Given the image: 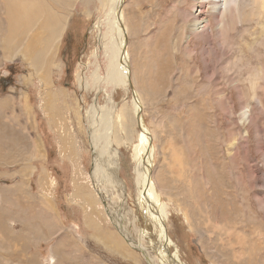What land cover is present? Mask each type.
Masks as SVG:
<instances>
[{"label": "rangeland", "instance_id": "obj_1", "mask_svg": "<svg viewBox=\"0 0 264 264\" xmlns=\"http://www.w3.org/2000/svg\"><path fill=\"white\" fill-rule=\"evenodd\" d=\"M11 2L0 0V264H161L151 244L158 229L137 202L134 93L154 153L152 182L167 205L170 253L182 264H264V16L228 19L222 34L215 20L203 41L188 43L189 17L200 13L189 0H125L118 11L133 91L92 84L96 0H42L28 32L14 27L23 13L7 9ZM39 52L47 83L32 70ZM105 115L108 160L119 159L96 193L92 139ZM77 187L95 190L87 196L97 202Z\"/></svg>", "mask_w": 264, "mask_h": 264}, {"label": "bare ground", "instance_id": "obj_2", "mask_svg": "<svg viewBox=\"0 0 264 264\" xmlns=\"http://www.w3.org/2000/svg\"><path fill=\"white\" fill-rule=\"evenodd\" d=\"M96 1L98 3L99 13H100V18L98 19V25H97L98 26V29H97L98 38L100 41V53L97 50L98 54H96L95 57L93 56L95 66H94L93 74L90 77L92 84L97 85L99 87L105 86L106 88H114V89L126 87L128 84L130 88L134 91L131 78L129 75L130 74L129 58L127 54V45L125 46L127 28H123L122 26V23H123L122 11L120 13V16L118 17L119 15L118 8L123 7L125 0H96ZM206 6L211 7L209 11L215 10L216 12L208 13L209 12L208 10L207 11L204 10L206 9L205 8ZM189 7H190V11L197 12L198 10L200 11V13L189 17L190 23H188L189 24L188 30H186L185 37H184L188 43L189 42L199 43V41H203V39H205V36L208 35L207 29H209V26L213 28L212 23L215 20L219 19L220 21V28L219 29L216 28L215 31L217 33L222 34L225 29L229 28L228 26L229 24L228 23H227L228 25L226 24V22H228L226 20L228 19L231 21H235V24H236L237 22L247 23V22L253 21L254 19H259L261 16H264V0H247L246 3H244V0H189ZM7 9H10L12 13H14V11L15 13H20V10H22L23 14L20 15V17H17L15 19V23L13 24L17 30L23 27L27 29V32H28V29L30 28L31 22H34V20H37V21L40 20L42 17L40 18L38 16L41 15V13L44 14V11H45V7H43L42 0H12L11 4L10 3L8 4ZM204 12L206 15H204ZM201 15H203L204 18L199 20L198 17ZM9 16L11 15L9 14ZM56 21L58 20L56 19ZM53 34L54 35H53L52 41L54 44L55 41L59 39V36L61 34L60 29H58L57 32L56 33L54 32ZM220 34H218V36ZM38 37L39 36L35 38L37 41L39 39ZM23 41L26 42L24 38H23ZM41 53L42 52H39L40 56H32L31 54V58L33 61L31 62L32 70H34V73H36L37 75H42L43 82L45 81V83H47L48 73L46 69H44L45 59L43 58V55ZM102 71H103V76L101 75ZM262 74L261 76L260 75L257 76L259 80H263ZM255 77H256V74H255ZM45 86L46 85H44V87ZM133 97H134L133 99L134 115H136L135 117L137 118V124L140 130V137H139V144H135L132 148L131 157L135 165L134 167L135 183H136L135 185H137L141 189V191L144 192L140 194L143 200L138 196L139 198H137V202L139 203L144 213L147 215V219L149 218V220H151L152 225L155 228H157L159 232V233L157 232L159 241L151 240V244L155 246V249H154L155 258H157V260H159L161 264H182L179 261V258L177 256V251L175 253H170V251L168 250V246H173L172 244L173 242L167 236L166 228L164 225L167 219H169L167 205L162 202L161 196L158 193L155 184H153L152 182L151 169H152L153 162H154V153H153V150L150 149L152 148L150 144V135L145 126L143 118L141 120L142 114L140 113V109L142 108H141L140 102H138L139 98L138 96L136 97L135 93L133 94ZM106 115L103 118H99L100 121L97 123H98V127L100 126L99 128L100 134L95 135V133H93L94 136L92 139L94 148H95L94 150L96 153L93 173H94V177L98 179V181H94V184L97 190L96 193L99 191L96 185L101 186L102 181L108 180L110 182L112 180V176L109 170L116 169V165L114 164L113 159H116L115 161L119 159L117 153L113 152L115 155V158L113 157V159L108 160V155L110 153L111 146L113 145L114 141H111L113 138L110 139V135L113 132L112 125H111V116H106ZM244 116H246L247 119L249 118L248 117L249 115H247L246 113L244 114ZM122 117L123 116L121 115L120 118L118 117L119 119L117 120L118 125L120 127L124 126ZM93 125H94V122H93ZM17 187L20 190H25V187L22 184L18 185ZM100 188L101 189L103 188L105 192L108 193L105 187H100ZM94 191L92 190L88 192V190H86L84 192L79 187H77L76 193L80 194V197H82V199L83 197H85V201L89 203V199L91 197L87 196V193H94ZM91 200L93 203L97 202L95 198H93V196ZM92 212H95V211H92ZM88 216L89 215H87V217ZM87 220H88V223L90 224L89 221L93 220V218L91 220L90 219H87ZM119 228H121V226H119ZM140 230H139L138 235H140V238L144 239L143 236L145 235L143 234L142 229ZM102 233L103 235H105L107 234V231L105 230ZM104 238L106 239V237ZM118 244H120L118 241L113 242V240L106 243V245L110 246V248L112 249H115V251L119 253L120 249L116 247ZM162 245L166 247L167 251L161 248Z\"/></svg>", "mask_w": 264, "mask_h": 264}, {"label": "crops", "instance_id": "obj_3", "mask_svg": "<svg viewBox=\"0 0 264 264\" xmlns=\"http://www.w3.org/2000/svg\"><path fill=\"white\" fill-rule=\"evenodd\" d=\"M58 20V19H57ZM65 27V24H63L60 28H64ZM62 29H60V31H61V33H62ZM61 35V34H60ZM59 38H60V36H59ZM59 40V39H58ZM55 43H56V41H55ZM18 185H20V184H18ZM18 185H16V186H18ZM25 187V186H24Z\"/></svg>", "mask_w": 264, "mask_h": 264}, {"label": "water", "instance_id": "obj_4", "mask_svg": "<svg viewBox=\"0 0 264 264\" xmlns=\"http://www.w3.org/2000/svg\"><path fill=\"white\" fill-rule=\"evenodd\" d=\"M119 15H120V12H119ZM119 15H118V17H119ZM127 42H128V37L126 36L125 46L127 45Z\"/></svg>", "mask_w": 264, "mask_h": 264}]
</instances>
